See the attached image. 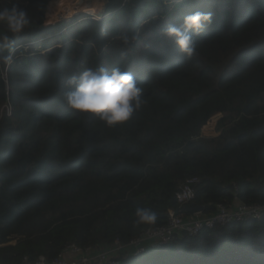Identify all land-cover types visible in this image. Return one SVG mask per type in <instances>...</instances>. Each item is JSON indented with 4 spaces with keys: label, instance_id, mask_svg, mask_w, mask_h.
<instances>
[{
    "label": "trees",
    "instance_id": "trees-1",
    "mask_svg": "<svg viewBox=\"0 0 264 264\" xmlns=\"http://www.w3.org/2000/svg\"><path fill=\"white\" fill-rule=\"evenodd\" d=\"M51 1L22 0L32 24L15 62L0 64V264L107 250L165 225L170 211L189 220L176 195L192 178L204 216L264 207V0H99L101 20L45 28ZM194 11L213 22L187 60L161 30ZM99 66L143 87L147 102L124 125L107 128L61 99L70 75ZM216 115L218 135L204 137ZM136 207L156 223L134 224ZM119 264H264V214Z\"/></svg>",
    "mask_w": 264,
    "mask_h": 264
},
{
    "label": "clouds",
    "instance_id": "clouds-1",
    "mask_svg": "<svg viewBox=\"0 0 264 264\" xmlns=\"http://www.w3.org/2000/svg\"><path fill=\"white\" fill-rule=\"evenodd\" d=\"M21 2L13 0L10 4H0V64L9 67L19 52L17 38L32 24L29 11L21 7ZM88 17L99 21L103 16L98 20L96 15ZM212 22L211 12L194 11L184 15L178 23L167 24L162 28L161 35L170 39L179 53L191 60L198 54L197 36ZM122 40L125 44L129 43L128 36L122 37ZM66 87L68 90L61 99L67 109L98 121L107 128L126 124L147 102L142 95L143 87L131 72L121 67L110 70L103 66L85 68L78 74L70 75ZM134 217L136 225L150 226L157 220L156 213L147 207H136Z\"/></svg>",
    "mask_w": 264,
    "mask_h": 264
},
{
    "label": "built area",
    "instance_id": "built-area-1",
    "mask_svg": "<svg viewBox=\"0 0 264 264\" xmlns=\"http://www.w3.org/2000/svg\"><path fill=\"white\" fill-rule=\"evenodd\" d=\"M94 19V18H93ZM97 20L100 18H96ZM198 179H189L176 195V201L180 205L191 204L195 198L194 186ZM264 214V207L260 206H239L236 210H227L219 205L217 211L211 216H204L201 213L193 215L189 220L178 217L174 212L168 213V221L165 225L150 228L142 232L138 237L126 244H120L118 240L107 250L96 251L90 248L80 249L75 246H68L58 257L51 261L43 258L33 264H119L118 258L124 251L133 250L134 256L143 255L150 249H160L169 245L176 235L187 234L197 236L205 229H212L216 225L225 226L234 222H243L248 219L259 220ZM78 254V260L65 261L63 256L66 253Z\"/></svg>",
    "mask_w": 264,
    "mask_h": 264
},
{
    "label": "rangeland",
    "instance_id": "rangeland-1",
    "mask_svg": "<svg viewBox=\"0 0 264 264\" xmlns=\"http://www.w3.org/2000/svg\"><path fill=\"white\" fill-rule=\"evenodd\" d=\"M104 10L105 4L99 0H52L46 9V15L49 19V22L45 16L44 26L45 28L57 27L62 24L70 23L71 21L75 20V16L77 17L78 14L84 15L86 18L89 15H96V17L99 18L103 16ZM69 13H73V15L68 16ZM39 49L40 48H38V50ZM220 118L221 115H216L210 119L207 125L202 129V135L204 137L211 138L218 135L216 127Z\"/></svg>",
    "mask_w": 264,
    "mask_h": 264
},
{
    "label": "crops",
    "instance_id": "crops-1",
    "mask_svg": "<svg viewBox=\"0 0 264 264\" xmlns=\"http://www.w3.org/2000/svg\"><path fill=\"white\" fill-rule=\"evenodd\" d=\"M236 206L237 207H239V204L237 203L236 204ZM193 216H189V218H192ZM155 250H158V249H150V250H148L146 253H148V252H151V251H155ZM145 253V254H146ZM133 254V250H131V251H124L122 254H121V256L122 257H124V256H126V257H139V256H134V255H132ZM120 256V257H121ZM79 255L78 254H73V253H71V252H69V253H66L64 256H63V259L65 260V261H72V260H78L79 259ZM119 257V258H120ZM119 258H118V262H119Z\"/></svg>",
    "mask_w": 264,
    "mask_h": 264
},
{
    "label": "water",
    "instance_id": "water-1",
    "mask_svg": "<svg viewBox=\"0 0 264 264\" xmlns=\"http://www.w3.org/2000/svg\"><path fill=\"white\" fill-rule=\"evenodd\" d=\"M184 211L187 212L188 214L195 215L198 213H202L203 209L200 206H197L195 204H189L184 206Z\"/></svg>",
    "mask_w": 264,
    "mask_h": 264
},
{
    "label": "bare ground",
    "instance_id": "bare-ground-1",
    "mask_svg": "<svg viewBox=\"0 0 264 264\" xmlns=\"http://www.w3.org/2000/svg\"><path fill=\"white\" fill-rule=\"evenodd\" d=\"M73 15V13H69V15L68 16H72ZM77 15V14H76ZM90 16V15H89Z\"/></svg>",
    "mask_w": 264,
    "mask_h": 264
}]
</instances>
